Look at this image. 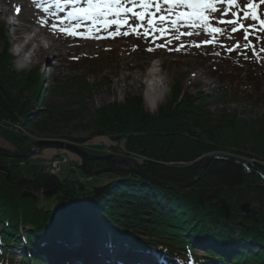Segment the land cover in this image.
<instances>
[{
  "label": "trees",
  "instance_id": "obj_1",
  "mask_svg": "<svg viewBox=\"0 0 264 264\" xmlns=\"http://www.w3.org/2000/svg\"><path fill=\"white\" fill-rule=\"evenodd\" d=\"M6 37V21L1 20L0 139L11 150L32 145L12 128L19 122L44 138L80 145L93 137H108L115 149L144 157L141 165L147 172L170 183L192 179L212 154L245 159L249 168L264 175V115L253 121L237 112L215 116L210 94H180L181 80H175L167 101L154 113L144 108L141 96L131 95L96 108L83 122L86 103L64 110L52 99L65 93V82L44 88L40 64L15 70ZM250 42L255 54L251 63L264 68V45L256 39ZM119 54L111 46L103 57L85 56L77 62L90 74L111 66ZM216 72L231 86L222 94L264 101V93L258 92L263 76L251 64ZM76 83L83 97L101 85L85 77H76ZM74 120L73 130H86L87 137L59 133V126ZM73 157L80 175L69 172L60 177L43 166L26 176L0 156V264H69L73 244L84 245L82 258L120 249L134 255L147 251L155 264H264V212L257 209L256 221L244 215L236 221L242 201H264V180L244 166L212 160L195 182L179 189L159 187L128 172H114L113 179L90 185L80 159ZM109 164L90 162L93 169ZM50 200L53 206L48 207ZM20 245H25L26 254L16 262L14 252Z\"/></svg>",
  "mask_w": 264,
  "mask_h": 264
},
{
  "label": "rangeland",
  "instance_id": "obj_2",
  "mask_svg": "<svg viewBox=\"0 0 264 264\" xmlns=\"http://www.w3.org/2000/svg\"><path fill=\"white\" fill-rule=\"evenodd\" d=\"M253 1L258 5V14H260L262 11L264 12V4H260L259 0ZM239 2V7L236 8H228L225 3L216 5L221 10L226 11L227 14L221 15L220 12L212 14L214 19H211L210 22L215 27H221L223 29L222 33H205L202 29L185 27L184 22L181 21L178 22L177 25V28L180 32L200 31L201 34L199 36L183 35L180 36L179 40L175 38L179 33L176 29L171 28L169 21H165L164 25L159 23V16L167 15L166 10L169 8V5L164 4L162 0H156V3L159 4V11H157L156 4H153L152 7L148 9V11L154 14L157 27L169 28V34L163 38L160 37L159 33H151L147 39L143 38V35L138 38L132 34H130L128 37L119 36L115 39H81L79 37H67L63 34H53L49 27H41L39 24V21L42 18L46 19L49 24L58 23L54 17L48 15L42 10L48 6L45 0L35 3H33V0H0V21H7L6 38L7 42L9 43L10 51L14 44L20 42L14 25H10L12 22L18 25H26L31 29V31L33 29L39 31L38 38L39 40H43L44 43L38 48L39 50L37 54H35L34 62L30 66L20 65L18 61L23 59V57L14 56V68L16 71H22L17 70L18 65L21 66L23 70H26L33 65L40 64V70L43 74L42 86L44 88L49 84H56V82L59 80L65 82L67 86L65 93L55 95L52 99L58 102L60 108L64 110L78 109L82 107V103H86L88 110L82 114L81 118L83 122L89 121L90 115L96 108L104 106L107 103H112L113 101H122L124 98L131 95L141 96L144 108L149 113H154L148 110L146 99L144 97L145 81L147 78H133V74L135 72H145L153 65H157L156 67L162 69L164 73V80L162 83L165 87V96L159 105H162L167 101L170 87L174 81L181 80L180 94H210V109L213 115L218 116L224 113L232 114L237 112L242 118L248 121H253L264 115V101H259L254 98L253 100L255 101L249 102L246 99L238 100L232 95L230 96L222 94L224 92V88H226V91L228 90L230 92L231 86L227 80L222 79L219 73L216 72L218 69H225L226 71H229L239 65L251 64L255 72L260 73L263 76L264 81V68H261L257 63H251L252 59L255 58V54L252 52V44L250 42L256 39L258 42L264 45V33H262L257 28L249 27V25L252 24H256V27H258L257 22L250 19H242L243 12L247 9L244 8L245 0H240ZM17 7L21 9L19 13H17L15 10ZM126 7H131V5H126ZM57 10L59 9L55 6V4L51 5L49 8V12L56 13L57 16H64V12L61 14ZM140 10V8L134 9V11ZM180 10L181 9L179 8L175 9V11ZM184 11H187V9H184ZM232 11L237 12L236 17L231 15ZM127 16L130 18V23H132L133 26H135L136 23H140L144 26L140 29V32L143 33L144 29L147 28L148 16L146 15L143 21H136L135 17L131 16V13H128ZM221 19H236L238 21L237 27L239 26V23H243L249 33L248 40H244L243 30L232 33V26L220 24L219 21ZM114 30L115 26H112V28L109 29V31ZM124 30H128L126 26L121 29V31ZM31 31L28 32L33 33ZM79 31H84V29L81 28ZM21 33H23V31H21ZM106 34L107 33L103 30L100 33H94V35L99 36H106ZM169 40H171L170 44L168 43ZM205 40H213V43L203 44L202 42ZM193 41L200 44L201 46L199 48L194 47ZM50 43L56 44V48H53ZM246 43L250 44L249 48L244 47V44ZM160 44L165 45V47H156V45ZM237 44L240 45L239 48H236ZM181 45L184 47L180 51L169 50L180 47ZM111 46L120 50V54L118 55L116 61L109 67L104 66L97 72H91L90 74H87L85 72V67H83L80 62L81 58L85 56L92 57L93 55H102L103 57L106 49L108 50L111 48ZM134 46L135 50H133ZM148 47H153L156 50L148 52L146 51ZM3 48L4 41L0 39V53ZM229 49L235 50L229 51ZM215 53H219V55H215ZM77 58H79V62H77ZM153 61H157L158 63L154 64ZM76 77H85L91 84L101 81V85L97 86V88L94 90V93L90 94L88 97H83L81 92L78 90ZM258 92L264 93V84L261 86V89ZM38 108H41V106ZM76 123L77 121L74 120L69 124L59 126V133L61 135H69L70 137L76 138L87 137L89 134L88 131L73 130V125ZM18 124L21 127L23 126L24 130H17L16 132L27 137V139L32 140V145L37 140L45 139L44 137L37 135V133H34V130H31L30 125L17 122L16 124L14 123L13 126L16 127ZM84 143L85 144L83 145H79L83 148L86 147L89 152L95 154H116L118 156H128L127 153H121L119 149H115L114 145H111L108 137H93ZM99 145L101 146V149L98 147ZM122 145L123 141L120 142L121 147H123ZM0 146H3L9 150L12 149V147L1 141V139ZM65 151L66 150L64 149L58 151L57 149L49 148L43 149L37 154L26 158L10 157L6 158V160L9 164H16L18 166L17 168L22 170L26 176H31V174L36 169L42 166L50 173H56L60 177L67 175L69 172H71L69 173L70 176H79L80 171L77 170L74 165L76 163L73 162V166L70 164L71 160L75 161L76 159L71 158L69 154L72 153ZM56 153L60 154L58 155ZM64 154L67 157V160L65 161L66 163L61 164V167L56 170L54 167H52V163L61 161L63 158L62 155L64 156ZM139 158L140 162H142L144 157L141 156ZM245 169L247 172L258 174L262 180H264L262 177L263 175L259 174L258 172H253L255 168L252 169L247 166ZM113 173L105 172L90 178L87 176V183L90 185L103 184L107 180L113 179L115 177ZM83 180L84 179L80 177V181ZM250 203L253 209L257 210L259 208L264 212L263 200L261 205H259V201L258 203L254 201H251ZM46 204L48 207L53 206L52 200L47 201ZM242 215L243 213L239 211L236 219L237 222L241 220ZM96 229L97 228H94V230ZM81 245L82 244L72 245L75 247L72 248L71 259H74V252H78L79 257L83 259L80 253ZM142 252H146L147 255L152 257L151 258L149 256L151 258L150 260L152 264L153 255L147 251ZM14 253L16 262H19L20 258L26 254L25 245L18 246L16 252ZM118 258V256L115 257V259ZM73 263L76 264V260H72V264Z\"/></svg>",
  "mask_w": 264,
  "mask_h": 264
},
{
  "label": "snow or ice",
  "instance_id": "obj_3",
  "mask_svg": "<svg viewBox=\"0 0 264 264\" xmlns=\"http://www.w3.org/2000/svg\"><path fill=\"white\" fill-rule=\"evenodd\" d=\"M35 2L36 0H33V3ZM53 2L60 12H64V8L61 5L72 6L71 10L67 11L64 16H57L56 13L49 12L51 5L42 9L58 21V23L51 24L43 18L39 21L41 27H49L53 34H63L67 37H79L81 39H115L119 36L128 37L130 34L138 38L143 35V38L147 39L151 33H159L161 38L169 34L168 27H157L154 14L148 11L153 4H156L157 11L160 10L156 0H53ZM162 2L169 5V8L166 10L167 15L159 16V23L164 25L165 21H169L171 28L176 29L179 33L175 37L177 40L183 35L199 36L201 34L200 31L180 32L177 28L178 22L183 21L185 27L202 29L205 33L220 34L223 29L213 26L210 22L211 19H214L212 14L220 12L221 15H226L227 13L216 5L226 3L229 6L239 7L238 0H162ZM259 3L264 4V0H259ZM126 5L132 6L126 7ZM135 7H139L141 10L134 11ZM177 8L181 10L175 11ZM244 8L247 10L243 12L242 19H250L257 22L260 26L259 30L264 33V19L258 14V5L253 0H245ZM184 9H187V11H184ZM15 10L17 13L21 11L19 7ZM128 13H131V16L135 17L136 21H143L145 16H148L147 28L144 29L143 33L140 32V29L144 26L140 23H136L133 26L130 23V18L126 15ZM231 15L236 17L237 12L232 11ZM219 23L231 25L232 33L243 30V38L245 41L248 40L249 33L243 23H239L238 27L236 19H221ZM112 26H115V30L109 31ZM125 26L128 30L121 31ZM249 27L256 28V24L249 25ZM81 28L84 31H79ZM102 30L107 33L106 36L94 35V33H100ZM168 43L170 44L171 40ZM202 43L212 44L213 40H205ZM193 46L199 48L201 45L193 41ZM156 47H165V45L160 44L156 45ZM183 47L181 45L169 50L180 51ZM239 47L240 45L237 44L236 48ZM244 47L249 48L250 44L246 43ZM133 50H135V46ZM155 50L153 47L146 49L148 52ZM234 50L229 49V51ZM260 51L264 52V46L261 47ZM215 55H219V53H215Z\"/></svg>",
  "mask_w": 264,
  "mask_h": 264
},
{
  "label": "water",
  "instance_id": "obj_4",
  "mask_svg": "<svg viewBox=\"0 0 264 264\" xmlns=\"http://www.w3.org/2000/svg\"><path fill=\"white\" fill-rule=\"evenodd\" d=\"M57 149V150H66L74 155H76L81 161V171L83 175L88 177H93L96 175H100L105 172H128L135 174L147 182L159 186L170 189H179L183 186H189L191 183L195 182L200 174L206 169L210 161L212 160H227L231 163L238 164L241 166L247 167V162L241 158L227 155H218L212 154L206 156L202 162V165L195 173L194 177L187 182L182 183H170L168 181L162 180L158 177H154L149 174L145 167L136 162L129 156L122 155L118 156L116 154H95L85 150L79 144L74 143L72 141H68L66 139L59 138H45L41 140H37L31 145L29 148L21 151H13L9 150L3 146H0V156L4 158H26L32 155L37 154L39 151L43 149ZM109 161L110 164L106 166H102L96 169H93L90 165L91 161ZM253 172L260 173L257 169H254ZM264 178V176H262ZM262 199H259V205H261ZM238 209L243 215L253 221L257 220V212L252 208L251 203L249 201H242Z\"/></svg>",
  "mask_w": 264,
  "mask_h": 264
},
{
  "label": "bare ground",
  "instance_id": "obj_5",
  "mask_svg": "<svg viewBox=\"0 0 264 264\" xmlns=\"http://www.w3.org/2000/svg\"><path fill=\"white\" fill-rule=\"evenodd\" d=\"M45 1L47 2L49 0H45ZM36 2H42V0H37ZM69 6H71V5H61V7H63L65 10L68 9ZM57 11H59V10H57ZM59 13L62 14V12H60V11H59ZM13 25L15 27V31L17 32L18 39L21 36L20 35L21 31H23V32H28V31L30 32L31 31V29L28 28L26 25H18V24H15V23ZM31 32L34 33L35 41L39 42L40 41L39 38H38L39 37V31L33 29ZM50 45L53 46V48H56V44L50 43ZM38 50L39 49L36 50L35 54H37ZM18 63L20 65H24L23 59H20L18 61ZM156 66L157 65H153L152 67H150L145 72H142V73L135 72L133 74V78L134 79H141L142 77L143 78H147V80L145 81V91H144V97L146 99L147 107H148L149 103H151L153 105H156L158 107V105L160 104V102L163 100V98L165 96V87H164L163 83H161L159 81L160 73H157L156 71H154V69L157 68ZM56 154L59 155L60 153H56ZM69 155L71 156V158H74L72 154H69ZM256 212H257V210H256ZM74 247L75 246L71 247L70 252H72V248H74ZM117 252H119V251H117ZM73 255H74V259H72V260H74V261L76 260V264H84L83 260L81 259V257H79V253L78 252H74ZM115 256H119V255H115ZM149 256L150 255H147L146 253H140V254H135L133 256H130V258L132 259V263L131 264H151V260L150 259L152 257L150 256L151 257L150 258ZM112 258H113V256H107V258H102L101 264H114L113 261H109ZM72 260L70 261V264H72ZM106 260H108V262ZM152 260H153V263H155V260L154 259H152ZM73 264H75V263H73Z\"/></svg>",
  "mask_w": 264,
  "mask_h": 264
},
{
  "label": "clouds",
  "instance_id": "obj_6",
  "mask_svg": "<svg viewBox=\"0 0 264 264\" xmlns=\"http://www.w3.org/2000/svg\"><path fill=\"white\" fill-rule=\"evenodd\" d=\"M19 41H20L19 43L13 45L11 52L14 56H22L24 65L30 66L34 62L36 50L44 43V41L40 40L39 42H36L34 33H29V32L21 33V36L19 37ZM153 63L157 64L158 62L153 61ZM17 70H23V68L18 65ZM154 71L160 73L159 81L162 83L164 80L163 70L157 67L154 69ZM148 110L150 112H155L157 110V106L149 103Z\"/></svg>",
  "mask_w": 264,
  "mask_h": 264
},
{
  "label": "built area",
  "instance_id": "obj_7",
  "mask_svg": "<svg viewBox=\"0 0 264 264\" xmlns=\"http://www.w3.org/2000/svg\"><path fill=\"white\" fill-rule=\"evenodd\" d=\"M12 126H13V124H12ZM15 131H17V130H24V128H23V126L21 127V126H19V124L18 125H16V127H12ZM62 160L61 161H56V162H54V163H52L53 164V166L52 167H54L56 170H58L59 168H60V166H61V164H65L66 162V160H67V157L65 156V154H64V156L62 155Z\"/></svg>",
  "mask_w": 264,
  "mask_h": 264
}]
</instances>
